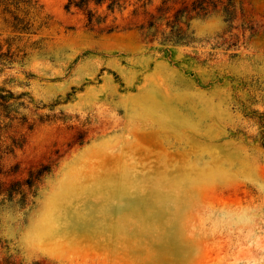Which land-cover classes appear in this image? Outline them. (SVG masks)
Instances as JSON below:
<instances>
[{
    "label": "rangeland",
    "instance_id": "374dc122",
    "mask_svg": "<svg viewBox=\"0 0 264 264\" xmlns=\"http://www.w3.org/2000/svg\"><path fill=\"white\" fill-rule=\"evenodd\" d=\"M33 1L0 32V264H264V0Z\"/></svg>",
    "mask_w": 264,
    "mask_h": 264
},
{
    "label": "trees",
    "instance_id": "16d2710c",
    "mask_svg": "<svg viewBox=\"0 0 264 264\" xmlns=\"http://www.w3.org/2000/svg\"><path fill=\"white\" fill-rule=\"evenodd\" d=\"M90 0H79L77 2H69L68 7L73 5L85 12L88 23L93 21L94 15L88 9V3ZM105 0H96L95 5L99 6L104 3ZM111 5L115 0H109ZM168 0H165V3ZM200 1V0H199ZM136 2H142L144 7L150 2V0H136ZM109 7V6H108ZM47 27V18L42 15L41 8L33 0H0V32L6 34L5 38L9 42L8 46H15L20 49L21 41L23 38L35 35L36 32ZM179 33L180 30H177ZM1 37V35H0ZM260 140H264V132L261 133ZM39 176V174H37ZM24 185L30 188L33 185V180H27Z\"/></svg>",
    "mask_w": 264,
    "mask_h": 264
}]
</instances>
